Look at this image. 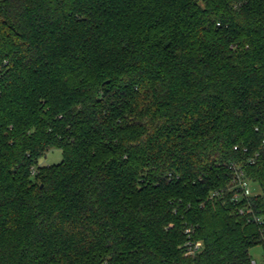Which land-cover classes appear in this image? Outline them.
Listing matches in <instances>:
<instances>
[{
    "label": "trees",
    "instance_id": "trees-1",
    "mask_svg": "<svg viewBox=\"0 0 264 264\" xmlns=\"http://www.w3.org/2000/svg\"><path fill=\"white\" fill-rule=\"evenodd\" d=\"M259 246L264 264V0H0V264Z\"/></svg>",
    "mask_w": 264,
    "mask_h": 264
},
{
    "label": "built area",
    "instance_id": "built-area-1",
    "mask_svg": "<svg viewBox=\"0 0 264 264\" xmlns=\"http://www.w3.org/2000/svg\"><path fill=\"white\" fill-rule=\"evenodd\" d=\"M231 169H233V178H232V188L235 193L233 196V201L237 205L238 213L241 216H245L247 214H251V209L248 206H241V202L249 200L251 196H253V189L251 181L246 177L244 171L236 166L235 164H231ZM36 173V169L32 170V174ZM257 222H260V219L255 217L254 219ZM190 231L188 230L187 233ZM190 237V233H189ZM202 247L201 242H196L192 244L191 242L187 243L188 251L186 252L187 256H194L195 253ZM253 264H257V261L253 260Z\"/></svg>",
    "mask_w": 264,
    "mask_h": 264
},
{
    "label": "rangeland",
    "instance_id": "rangeland-1",
    "mask_svg": "<svg viewBox=\"0 0 264 264\" xmlns=\"http://www.w3.org/2000/svg\"><path fill=\"white\" fill-rule=\"evenodd\" d=\"M62 161V152L60 150H53L50 151L45 157L41 158L38 162L39 166H48V165H55L59 164ZM253 192L258 193L259 189L256 186H252ZM251 255L253 259L260 264L263 260V250L262 248L256 247L251 250Z\"/></svg>",
    "mask_w": 264,
    "mask_h": 264
}]
</instances>
